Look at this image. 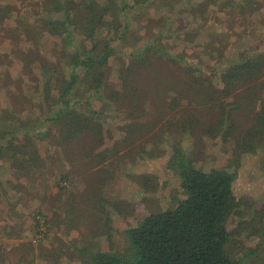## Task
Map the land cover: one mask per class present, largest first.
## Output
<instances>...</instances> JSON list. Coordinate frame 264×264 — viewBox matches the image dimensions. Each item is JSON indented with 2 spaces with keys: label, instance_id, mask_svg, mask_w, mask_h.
Instances as JSON below:
<instances>
[{
  "label": "rangeland",
  "instance_id": "obj_1",
  "mask_svg": "<svg viewBox=\"0 0 264 264\" xmlns=\"http://www.w3.org/2000/svg\"><path fill=\"white\" fill-rule=\"evenodd\" d=\"M44 1L0 0V264H90L97 251L122 252L127 229L184 196L168 165L177 150L201 170H236L241 212L227 222L230 255L235 264H264V147L236 159L234 135L254 112L231 104L254 81L222 80L229 66L264 54V0H114L117 14L105 20L117 18V33L103 24L89 30L88 14L71 7L98 3L101 13L113 0H61L50 6L53 18L70 14L60 34L45 25ZM106 46L107 61L96 65H104L101 87L91 88L92 71L78 98L94 112L97 137L95 129L75 138L49 127L56 92L43 90L42 68L66 51L56 71L69 73L76 55L98 58ZM23 130L35 145L15 148ZM15 160L34 178L18 174Z\"/></svg>",
  "mask_w": 264,
  "mask_h": 264
},
{
  "label": "trees",
  "instance_id": "obj_2",
  "mask_svg": "<svg viewBox=\"0 0 264 264\" xmlns=\"http://www.w3.org/2000/svg\"><path fill=\"white\" fill-rule=\"evenodd\" d=\"M123 1L126 2V0ZM133 1L139 4L144 0ZM43 3L49 18L45 25L49 26L52 32L60 34V28L71 19L68 10L66 12L64 9L63 18H53L51 15L53 9L50 6L62 5L61 0H45ZM88 3L86 10L85 4L71 5V7L74 9L75 16L88 14L91 28L89 30L97 29V25L103 24L114 26L115 33L120 31L115 25L117 18L114 17L113 21L105 20L106 14L111 13L115 16L117 14L116 8L112 7L115 5L114 0L111 7L101 13L99 10L104 9L103 6L98 3ZM55 11L60 9L56 8ZM124 27L122 36L126 34L124 32L127 29L131 28L130 25ZM63 32H66V37L70 38L68 30ZM109 54L110 48L106 46L98 58L88 54L82 59L76 55L73 60V69L69 73H60L56 69L66 56L64 51L62 60H54L48 68H42L43 71L45 70L43 90L48 93L56 92V94H50L54 101L49 103L51 112L46 117V122H49L46 124L49 127L53 124V127H58L63 134L75 138L86 137V132L95 129L92 140L97 137L98 125L94 123V112L86 110L85 103L83 104L78 98H81L80 95L87 89L82 88L84 78L92 71H97L99 78L91 88L101 87L104 70L100 71V68L104 65L100 67L96 65L104 64ZM171 59L172 57L166 54V60ZM9 63H12V60ZM229 67L223 72L222 80L226 86L235 87V82L238 85L254 81L253 86L248 88L249 92L247 90L245 95L231 103L234 108L246 107L250 108L252 113L254 112L251 125L247 126L240 136L234 135L236 140L234 153L238 159L242 154L264 147V78L259 79L264 76V54L261 53L252 59ZM5 78L2 81L6 82ZM2 87L6 90L10 88L5 84H2ZM128 102L132 103L131 96ZM45 112L48 113V111ZM234 121H236L235 118L233 120L230 117L229 124L236 123ZM27 125L31 124L27 122L23 127L27 129ZM41 125L44 124L41 123ZM130 128L127 130H131ZM19 129L17 127L14 131ZM21 133L23 138L19 135L14 138L17 141L15 148H18L20 143H24V148L35 145L31 143L34 138L26 130ZM37 134L42 137L47 135L48 131H39ZM97 142L100 143V140L97 139ZM15 161L20 166L18 174L34 178L32 168L19 164L21 160ZM168 165L178 175L184 196L173 207L158 213H150L138 224L127 229L128 243L122 252L97 251L90 264H235L229 251L231 232L227 228V222L232 215L241 212L233 192L236 170H201L192 164L186 153L179 150L171 155ZM59 178V180L67 179V175Z\"/></svg>",
  "mask_w": 264,
  "mask_h": 264
}]
</instances>
